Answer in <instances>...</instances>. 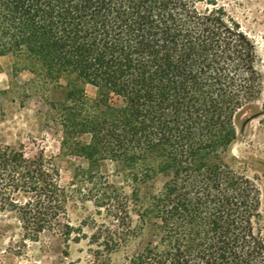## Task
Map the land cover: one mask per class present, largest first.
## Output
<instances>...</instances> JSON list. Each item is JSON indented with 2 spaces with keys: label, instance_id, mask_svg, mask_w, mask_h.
I'll list each match as a JSON object with an SVG mask.
<instances>
[{
  "label": "trees",
  "instance_id": "1",
  "mask_svg": "<svg viewBox=\"0 0 264 264\" xmlns=\"http://www.w3.org/2000/svg\"><path fill=\"white\" fill-rule=\"evenodd\" d=\"M202 2L0 0V57L22 59L46 85L67 82L50 103L64 147L118 164L132 184L140 230L158 242L128 264H264L260 193L231 157L236 120L264 95V76L240 24ZM86 85L97 90L92 107ZM157 175L163 191L142 197ZM109 187L98 201L129 217ZM71 199L43 154L0 147V213H15L29 240L62 227L70 239Z\"/></svg>",
  "mask_w": 264,
  "mask_h": 264
},
{
  "label": "rangeland",
  "instance_id": "2",
  "mask_svg": "<svg viewBox=\"0 0 264 264\" xmlns=\"http://www.w3.org/2000/svg\"><path fill=\"white\" fill-rule=\"evenodd\" d=\"M198 6L201 10L223 8L240 24L256 46L264 76V0H203ZM23 67L22 59L0 57V147L22 151L29 159L43 154L53 162L61 187L72 197L63 224L70 223L73 235L66 240L62 227L57 232L45 231L32 241L25 236L15 213H0V264H128L132 256L158 242L149 230H140L139 217L134 212L139 209L131 202L132 184L126 181L118 164L106 160L93 165L64 147L63 129L54 121L50 103L63 101L66 80L59 86L46 85ZM84 91L92 107L97 90L86 85ZM236 126L238 138L232 145L231 157L238 171L259 190L261 218L256 228L264 230V95L252 110L237 118ZM90 138L80 141L88 144ZM167 181L163 175L155 176L141 188L142 197L160 194ZM109 186L128 201L129 217L120 220L112 213L116 203L108 206L111 202L98 201L96 196L107 188L111 191Z\"/></svg>",
  "mask_w": 264,
  "mask_h": 264
}]
</instances>
